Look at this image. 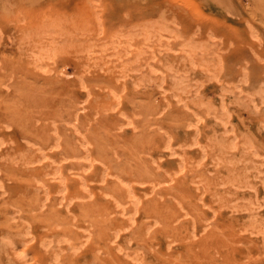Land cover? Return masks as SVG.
I'll use <instances>...</instances> for the list:
<instances>
[{"label":"rangeland","instance_id":"rangeland-1","mask_svg":"<svg viewBox=\"0 0 264 264\" xmlns=\"http://www.w3.org/2000/svg\"><path fill=\"white\" fill-rule=\"evenodd\" d=\"M52 41L46 73L36 53ZM57 132V158L88 178L71 185L72 258L103 240L102 264H264V0H0V239L63 228L61 205L38 217L25 199L63 193L29 152ZM124 182L140 198L129 217ZM15 183H30L17 200ZM120 234L133 248L111 251Z\"/></svg>","mask_w":264,"mask_h":264},{"label":"crops","instance_id":"crops-1","mask_svg":"<svg viewBox=\"0 0 264 264\" xmlns=\"http://www.w3.org/2000/svg\"><path fill=\"white\" fill-rule=\"evenodd\" d=\"M57 134L59 135L58 132ZM53 140L54 143L51 146H47L46 150L44 148L43 151H37L38 149H32L33 151L29 152H35L36 154L42 153L44 154V158L50 159L47 163V166L48 168L50 167L49 169H51L50 173L52 176H50V178L48 179L50 183H45V186L49 185L53 189L62 188L61 191L63 193L61 192L62 194H59L57 196H52L53 194L49 193L48 190L46 191V193H42V195H35V193H27L25 199H27V201H30L31 203H34L37 206H39V204H42L43 208H41L40 206L41 210H39L36 215L38 217H53V211L50 210V207L54 203H58V205H61L60 209L57 211V214L59 217L62 216L64 218L63 228L59 230L58 235L56 236L53 231L50 232L49 229L44 230V228L46 227L42 223H35L32 226L25 224L22 225L20 223L18 226L22 228H17L18 231L16 234L7 233V235L0 239V264H72L73 262L75 263L78 260L79 264H83V260H81L82 255H90V258L94 257L96 259L95 264H102V254H99V251H102L103 245L105 246L103 240H97L95 242H87L86 240L80 241V244L84 248L79 254V257H77L78 260L72 258L73 256L71 254V243L69 242L70 228L67 227V224H69L70 222L69 219L71 217L72 212L71 185L75 188L74 192H79L81 189L85 190V188H83L82 186H87L86 182L88 178L86 174L84 175L86 170L79 172L78 177L74 179L71 178V174L67 171L68 165H66L64 162L62 163L57 158L58 154H64L67 152V147L64 144V137L63 141H61L62 138L60 137V135H55L53 137ZM89 148H91V146L89 145L82 146V142L74 148L75 150H78V153L80 154V159L82 160L79 161V168L85 167L86 169L87 162L91 165L95 161V159H93L91 154L88 152ZM81 156L83 157L81 158ZM63 161H65V159H63ZM1 185L2 184H0V188ZM12 185L14 184H5V186L7 187H10ZM15 185L18 193L15 192L13 196H15L17 200L19 192L24 191L25 189L26 191L29 190L28 187L30 186V183H15ZM5 186L3 189H5ZM123 188H125V190L127 191V195L120 194L119 196L120 198L122 197L121 199L127 204V212L125 209H123L122 213L123 215L128 216V212L135 211V207H137V205L139 204L140 198L133 192L132 187L126 182H124ZM32 190L33 189H31V191ZM0 193H2L1 190ZM127 196L129 199H124L125 197L127 198ZM22 199L23 198H21V200ZM99 201L104 202L102 199H100ZM100 205H102L101 202ZM74 209L76 210V207H74L73 210ZM15 217H17L16 214ZM129 234L130 236L134 235V233ZM120 235H116V240L114 241L113 246H111V251H114V249L116 250L117 247L120 249L133 248L132 245L127 244L126 237L122 234ZM85 236V234H82L81 236L79 235V238H85ZM105 237L111 239L112 235L107 233L103 237V239ZM156 244L159 245V247H156ZM142 246L144 247L145 251H147L151 247H153V249L161 250L166 248V243H157L151 240H144ZM124 255L125 252L122 254H116V256H118L120 259V264H126V261H128L129 264H156L150 261V252H146L144 255H139V257L142 256L143 258L141 262L139 257L136 258V255H134L133 253L131 255L127 253V256ZM136 259L139 262H136ZM110 264L113 263L111 262ZM158 264H162V262H159Z\"/></svg>","mask_w":264,"mask_h":264},{"label":"bare ground","instance_id":"bare-ground-1","mask_svg":"<svg viewBox=\"0 0 264 264\" xmlns=\"http://www.w3.org/2000/svg\"><path fill=\"white\" fill-rule=\"evenodd\" d=\"M38 50L39 51L36 54H37L38 63L40 65L39 68L44 70V72L49 73L50 70H49V68H47V66L43 65L44 64L43 60L46 59L47 61H54L57 58L58 54L60 53V50L57 47V45H55L53 43V41L50 44L46 45V47L42 46ZM36 65H37V63H36ZM79 83H80L82 88H84V89L86 88V82L84 81L83 77L80 78Z\"/></svg>","mask_w":264,"mask_h":264}]
</instances>
